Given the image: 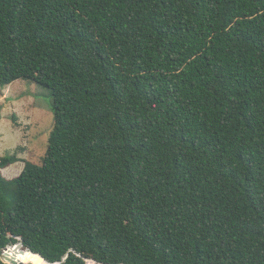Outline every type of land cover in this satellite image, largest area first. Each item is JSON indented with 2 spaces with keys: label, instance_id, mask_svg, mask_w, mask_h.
Masks as SVG:
<instances>
[{
  "label": "trees",
  "instance_id": "obj_1",
  "mask_svg": "<svg viewBox=\"0 0 264 264\" xmlns=\"http://www.w3.org/2000/svg\"><path fill=\"white\" fill-rule=\"evenodd\" d=\"M18 79L54 125L41 164L9 179L0 157V252L264 264V0H0V87Z\"/></svg>",
  "mask_w": 264,
  "mask_h": 264
},
{
  "label": "rangeland",
  "instance_id": "obj_2",
  "mask_svg": "<svg viewBox=\"0 0 264 264\" xmlns=\"http://www.w3.org/2000/svg\"><path fill=\"white\" fill-rule=\"evenodd\" d=\"M53 107L51 90L36 82L18 79L0 87V157L17 154L21 159L1 170L5 177L18 176L24 161L42 163L54 125Z\"/></svg>",
  "mask_w": 264,
  "mask_h": 264
},
{
  "label": "water",
  "instance_id": "obj_3",
  "mask_svg": "<svg viewBox=\"0 0 264 264\" xmlns=\"http://www.w3.org/2000/svg\"><path fill=\"white\" fill-rule=\"evenodd\" d=\"M14 245H16V246H20V248H22V251H24V250H29V251H31V252H33L31 249H29V248H24V246H23V243H16V244H14ZM9 246V245H8ZM11 247H13V246H11ZM7 246L6 247H4V248H2V250H1V257L6 261V262H8L9 264H17V261L16 260H14V259H11L10 257H8L7 255H8V250H7ZM33 253H35V252H33ZM35 254H38V253H35ZM39 256H40V258L44 261V263H46V264H59V263H57V262H49V261H47L43 256H41L40 254H38ZM65 258V257H64Z\"/></svg>",
  "mask_w": 264,
  "mask_h": 264
}]
</instances>
